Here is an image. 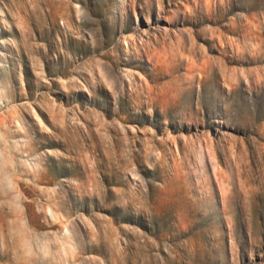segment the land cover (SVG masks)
Segmentation results:
<instances>
[{
  "label": "rangeland",
  "instance_id": "374dc122",
  "mask_svg": "<svg viewBox=\"0 0 264 264\" xmlns=\"http://www.w3.org/2000/svg\"><path fill=\"white\" fill-rule=\"evenodd\" d=\"M0 264H264V0H0Z\"/></svg>",
  "mask_w": 264,
  "mask_h": 264
}]
</instances>
